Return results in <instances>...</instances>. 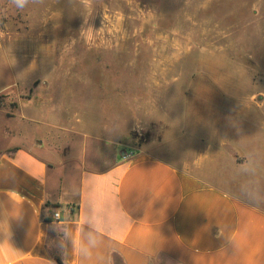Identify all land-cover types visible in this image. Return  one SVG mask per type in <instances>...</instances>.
Instances as JSON below:
<instances>
[{
  "label": "rangeland",
  "instance_id": "obj_1",
  "mask_svg": "<svg viewBox=\"0 0 264 264\" xmlns=\"http://www.w3.org/2000/svg\"><path fill=\"white\" fill-rule=\"evenodd\" d=\"M6 4L0 113L12 127L19 105H32L44 123L27 129L63 138L60 148L65 137L86 134L90 147L106 145L107 164L120 152L193 162L213 149L219 173L261 183L264 172L243 171V156L218 146L214 129L236 122L252 137L264 132V108H244L264 102V0H40L23 11Z\"/></svg>",
  "mask_w": 264,
  "mask_h": 264
},
{
  "label": "crops",
  "instance_id": "obj_2",
  "mask_svg": "<svg viewBox=\"0 0 264 264\" xmlns=\"http://www.w3.org/2000/svg\"><path fill=\"white\" fill-rule=\"evenodd\" d=\"M252 102L244 108H264ZM32 108L19 105L16 127L0 113V264H264V195L253 190L264 192V177L219 173L213 149L193 162L120 152L107 164L106 145L90 147L86 134L62 148L39 126L31 134L44 123ZM251 132L214 129L243 171L264 172V132Z\"/></svg>",
  "mask_w": 264,
  "mask_h": 264
},
{
  "label": "clouds",
  "instance_id": "obj_3",
  "mask_svg": "<svg viewBox=\"0 0 264 264\" xmlns=\"http://www.w3.org/2000/svg\"><path fill=\"white\" fill-rule=\"evenodd\" d=\"M39 2L40 0H7L5 9L23 11L24 9L28 8L30 5H34ZM245 171H250V170L246 168Z\"/></svg>",
  "mask_w": 264,
  "mask_h": 264
},
{
  "label": "trees",
  "instance_id": "obj_4",
  "mask_svg": "<svg viewBox=\"0 0 264 264\" xmlns=\"http://www.w3.org/2000/svg\"><path fill=\"white\" fill-rule=\"evenodd\" d=\"M46 222H50L49 219H45ZM54 262H56V264H63L58 258L54 257Z\"/></svg>",
  "mask_w": 264,
  "mask_h": 264
},
{
  "label": "built area",
  "instance_id": "obj_5",
  "mask_svg": "<svg viewBox=\"0 0 264 264\" xmlns=\"http://www.w3.org/2000/svg\"><path fill=\"white\" fill-rule=\"evenodd\" d=\"M70 212V211H69ZM53 218L55 219V220H58L59 219V214L58 213H55L54 215H53Z\"/></svg>",
  "mask_w": 264,
  "mask_h": 264
}]
</instances>
